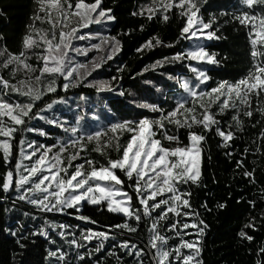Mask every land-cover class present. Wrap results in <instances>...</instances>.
Here are the masks:
<instances>
[{"label": "snow or ice", "instance_id": "obj_1", "mask_svg": "<svg viewBox=\"0 0 264 264\" xmlns=\"http://www.w3.org/2000/svg\"><path fill=\"white\" fill-rule=\"evenodd\" d=\"M34 5L19 50L0 44V202H10L4 208L8 213L26 206L22 216L31 224L17 219L15 226L0 229L21 250L14 258L24 255V241L31 237L33 245L37 238L48 245L43 264H203L202 240L209 225L200 209L228 208L226 200L214 208L207 201L197 208L191 203L192 187L202 184L211 134L219 137L217 147L226 149L230 160L238 152L235 141L244 143L234 167L258 195H241L236 203L244 200L260 212L250 215L236 235L252 264H264V239L257 242L255 235L264 232V179L257 178L264 160V0H235L218 11H209V0L139 3L131 16L162 24L178 16L181 25L175 41L154 34L136 53L186 42L131 77L144 85L139 99L120 83L123 75L93 77L123 50L119 36L134 31H100L117 22L113 7H105L103 0H34ZM230 23L245 29L250 66L237 79H215L209 66L221 67L227 56L217 59L206 42L226 39L221 28ZM89 53L95 54L87 62L78 59ZM166 65L187 71L160 72L166 80L157 82L144 76ZM126 67L118 65L117 73ZM74 89L81 91L69 95ZM82 89H94L95 99ZM153 89L163 99L149 102L144 94ZM104 93L132 97L128 103L142 111L124 115ZM257 125L251 141H244L247 129ZM86 205L117 215L119 222L101 223L84 213ZM57 215L82 223L60 222Z\"/></svg>", "mask_w": 264, "mask_h": 264}, {"label": "trees", "instance_id": "obj_2", "mask_svg": "<svg viewBox=\"0 0 264 264\" xmlns=\"http://www.w3.org/2000/svg\"><path fill=\"white\" fill-rule=\"evenodd\" d=\"M103 2L105 7H113L117 15L116 23L109 25L107 29L100 28V31L104 35H117L121 31H127L128 29H134V31L129 36H119L123 42V50L115 57L114 61H109L103 68L99 69L98 75L94 72L93 77L97 79H110L112 76L123 75L124 79L120 83L125 89L137 92V99H139L144 85H142L139 77L135 80L131 77L136 72L141 71L146 65L160 59L162 54L171 55L181 49L186 42H181L175 49L156 48L150 51L145 50L143 54L136 53L135 49L154 34H158L165 41H175L179 35L181 20L178 16H172L167 24H162L158 23L155 19L152 22H147L144 18L130 15V12L139 3H149L150 0H115V4H113V0H103ZM234 2L235 0H209V3L213 5L209 11H218L220 6L229 5ZM34 6V0H0V10L4 13V15H0V34L4 37V40L0 41V44L7 42L8 47L12 51L19 50L25 26L29 23V17L32 14ZM224 19L226 17H222L220 23L223 24ZM141 24L145 26L142 32L139 30ZM92 27L93 29H97L100 26L94 25ZM221 33L227 38L206 43L210 52L215 51L218 53L217 59L224 56H227V59L223 61V65L219 68L209 66L213 69L210 75L215 77V79H237L250 66L249 45L245 38V29L230 23L221 28ZM79 44L81 46H88L89 41H82ZM92 56L93 53H90L88 58L78 57V59L87 62ZM120 64L127 65L123 73H117L116 71ZM164 71L180 74L187 70L182 68L181 65H166L164 69H159L157 72L150 71L144 73V76L152 79L154 82L165 81L166 77L159 75L160 72ZM89 79H92V77H89ZM209 83L213 82L209 81ZM167 84L171 85L172 81H167ZM157 86L163 85L158 84ZM74 91H81V89L70 90L69 95ZM82 91L87 95H92L93 99H95L94 89H82ZM103 95L105 98H111V103L119 108L124 115L133 116L142 111L135 108L133 104L128 103L129 100L133 99L132 97L112 98L110 93H104ZM144 95L148 96L149 102L163 99L159 93H155V89L152 90L151 95ZM101 107H103L102 102L96 110H100ZM73 108H75V104H73ZM65 115H71V113L65 111ZM259 128L260 125H257L255 129L248 128L244 141L250 142L252 134L257 132ZM218 143L219 137L210 134L207 142V151L204 154L202 163V184L200 187H192L193 195L191 203L194 208H197L204 201H207L209 207L214 208L217 201L226 200L228 208L220 212H216L215 209L212 212H205L203 209H200L204 220L209 225L202 240L201 257L203 264H252L253 257L248 255L245 247L241 246L236 233L247 222L250 215L259 217L260 208L258 207L253 211L244 200H241L240 203H236V200L241 195L245 199H255L258 192L240 178L238 171L234 167L235 160L239 158V152L243 151L244 143L240 139L235 141L238 152L231 160L224 154L227 151L226 149L217 147ZM209 154L211 156L210 159L208 158ZM252 159L253 157L249 156L247 162L251 164ZM3 171V161L0 160V172ZM257 178L264 179V160L259 161ZM229 193H231V196ZM8 205L10 206V202H0V229L7 226L4 208ZM84 213L99 220L101 223L119 222L117 215L107 213L106 211L103 214L97 213L94 206L86 205ZM62 219L68 222L79 223L71 216H64ZM188 231L193 230L189 229ZM255 235L257 242L264 239V232L255 233ZM191 238L185 237V239ZM31 239L30 237L29 240L24 241L28 245V248L24 250V255H15L14 258L13 254L19 253L21 250L15 244L12 237L0 231V264H43V257L46 254L44 249L48 245L42 238H37V243L33 245L30 243ZM133 239H136V237L133 236ZM172 243H175V241H172ZM108 264H114V262L110 260Z\"/></svg>", "mask_w": 264, "mask_h": 264}, {"label": "rangeland", "instance_id": "obj_3", "mask_svg": "<svg viewBox=\"0 0 264 264\" xmlns=\"http://www.w3.org/2000/svg\"><path fill=\"white\" fill-rule=\"evenodd\" d=\"M82 46H85V45H82ZM90 54V53H89ZM95 53H93L94 55ZM84 61V60H83ZM7 207H10L9 205ZM24 210H27V207L26 206H17V209L13 210V212L11 213H8L6 212V224L7 225H13L15 226L16 224V220L19 219L21 222L25 223L26 225L28 226H31L30 222L27 221L23 216H22V211ZM51 216V214H49ZM64 216H59L57 215V220L60 221V222H67V223H70V224H77V222H68L64 219H62ZM79 223H82L80 221H78ZM163 223V222H162ZM57 239H59L57 237ZM94 242V241H93Z\"/></svg>", "mask_w": 264, "mask_h": 264}]
</instances>
